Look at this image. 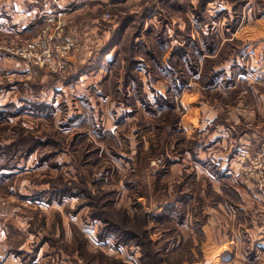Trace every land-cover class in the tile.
I'll return each mask as SVG.
<instances>
[{"label":"rangeland","instance_id":"obj_1","mask_svg":"<svg viewBox=\"0 0 264 264\" xmlns=\"http://www.w3.org/2000/svg\"><path fill=\"white\" fill-rule=\"evenodd\" d=\"M258 92L264 0H0V263L264 264Z\"/></svg>","mask_w":264,"mask_h":264},{"label":"crops","instance_id":"obj_2","mask_svg":"<svg viewBox=\"0 0 264 264\" xmlns=\"http://www.w3.org/2000/svg\"><path fill=\"white\" fill-rule=\"evenodd\" d=\"M257 91H259V90H257ZM259 97H261V98H259L260 102H256V103L251 102V103L247 104L246 102H244L243 98H240V102L239 101L235 102V106H237V107L239 106L241 114L243 112H244V114L250 113L251 118H254V114H255L257 116L256 123H261V120L264 117V100L262 99V98H264V94L259 93ZM260 240H261V238H260ZM260 240L258 239L257 242H260ZM1 257H2V255H0V261H1Z\"/></svg>","mask_w":264,"mask_h":264},{"label":"trees","instance_id":"obj_3","mask_svg":"<svg viewBox=\"0 0 264 264\" xmlns=\"http://www.w3.org/2000/svg\"><path fill=\"white\" fill-rule=\"evenodd\" d=\"M201 10V9H200ZM199 14H201V13H199ZM119 37V36H118ZM117 37V38H118ZM162 35H160L157 39H158V41H159V43H162V44H165L166 42L164 41V40H162ZM116 38V39H117ZM115 39V40H116ZM188 40H190V41H192V39L191 38H188ZM197 46H198V44H197ZM214 76L215 75H212V77L209 79V81L210 82H212V81H214L215 79H214ZM97 217H101V215L99 214V213H97ZM102 218V217H101ZM105 221H104V228H103V235H101V237H104V236H108V235H111V236H116L115 238H118L119 237V239H121V241H125L126 243H128L129 242V240H126V239H124L122 236H124L125 235V233L126 234H129L128 232H126V231H120L121 229L119 228L118 229V227H116L115 226V224L112 222V221H106V219H104ZM131 236H134V234L133 235H131ZM123 239V240H122ZM133 239H135V238H133Z\"/></svg>","mask_w":264,"mask_h":264}]
</instances>
